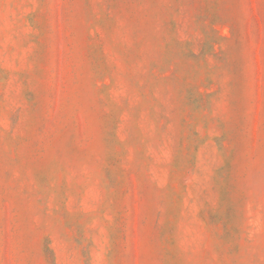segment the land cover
<instances>
[{
    "label": "rangeland",
    "instance_id": "374dc122",
    "mask_svg": "<svg viewBox=\"0 0 264 264\" xmlns=\"http://www.w3.org/2000/svg\"><path fill=\"white\" fill-rule=\"evenodd\" d=\"M0 264H264V0H0Z\"/></svg>",
    "mask_w": 264,
    "mask_h": 264
}]
</instances>
